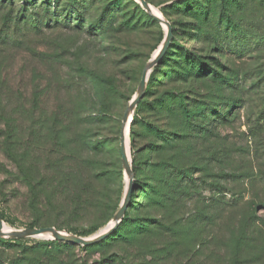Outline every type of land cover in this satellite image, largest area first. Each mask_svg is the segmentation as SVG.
<instances>
[{"label":"rangeland","instance_id":"obj_1","mask_svg":"<svg viewBox=\"0 0 264 264\" xmlns=\"http://www.w3.org/2000/svg\"><path fill=\"white\" fill-rule=\"evenodd\" d=\"M146 1L168 22L172 38L150 72L155 70L153 81L133 127V156L141 165L137 176L132 172L133 181L149 186L157 176L149 163L171 162L191 173L186 182L192 189L175 200L157 196L153 203L139 191L130 217L150 230L136 234L132 228L127 235L134 233L132 237L111 240L97 251H77L78 257L90 262L109 259L108 264H264V0H231L224 7L227 14L222 0ZM30 14L41 21L37 29L25 21ZM222 19L229 21L227 27L217 28ZM167 32L135 0H0L3 76L15 88H25L31 100L20 105L17 97V105H0V110L14 113L16 161L28 165L27 149L47 152L46 141L42 151L31 139V131L45 128V112L78 106L92 116L91 141H107V169L118 165L107 186L114 197L120 187L121 203L127 184L119 151L122 116ZM185 57L193 65H186ZM187 67L193 69L191 76ZM92 77H97L95 85ZM36 90L43 98L47 95L41 105L31 96ZM179 98L188 110H196V104L207 108V119L199 123L210 132L182 139L186 133L176 126L182 117L161 106ZM148 127L179 133L175 149L168 151ZM82 136L72 127L57 141L71 157H84L91 148L84 152ZM128 141L132 162L130 130ZM155 141L165 147L160 156L150 149ZM143 148L147 150L138 153ZM178 149L187 150L184 157H176ZM178 180L168 183L176 186ZM27 183L0 151V209L14 221H3L4 226L18 230L32 223L38 228L57 225L70 234L68 230L89 226L80 216L40 208L36 212L32 204L46 201L50 190L34 193ZM111 220L85 237L106 231Z\"/></svg>","mask_w":264,"mask_h":264},{"label":"trees","instance_id":"obj_2","mask_svg":"<svg viewBox=\"0 0 264 264\" xmlns=\"http://www.w3.org/2000/svg\"><path fill=\"white\" fill-rule=\"evenodd\" d=\"M11 1V0H9ZM235 2V1H234ZM188 2H184L187 4ZM231 4V0H222L221 8L224 13H229L225 11V5ZM22 13V12H21ZM141 13L144 14L143 11ZM146 15V14H145ZM225 16V14H224ZM148 17V16H147ZM150 18V17H149ZM201 22L202 18H200ZM27 23H30L31 28L37 29L36 26L41 24L40 19L35 15L30 14V17L25 18ZM229 21L225 19L221 20L220 23L216 25L217 28L225 26ZM95 27V23L89 24ZM202 36V34H201ZM220 44V43H219ZM218 45V44H217ZM10 46V45H7ZM184 63L186 65H193L190 58L185 57ZM4 65L0 62V105H17L19 97L20 105H29L28 94L25 88H15L14 84L11 83L9 78L3 76ZM193 69H185L188 76H191ZM154 71L150 74L147 85L146 92L150 87ZM97 77H92L90 79L91 84L95 85ZM46 94V93H45ZM44 94V95H45ZM32 98H36L39 105L47 100V95L42 97L41 94L35 91V94L31 95ZM35 96V97H34ZM173 105H161L163 110H167L169 113L173 114V117H182L179 122H177V127H181L183 133L182 139L188 138L190 133H208L207 126L202 125L207 117L205 116V111L207 108H200V105H194L196 110H188V105L185 104L182 98L178 100H171ZM144 101L141 99L136 106L135 112L133 114L131 126H130V145L132 153L131 168L135 176L138 174V168L141 165L134 158L135 152V135L133 127L140 117L142 112ZM167 106V107H166ZM7 109L3 108L0 110V151L3 153L5 160H7L11 165H14L18 171H20L22 177L27 180V184L35 193L37 191L50 190L47 200L44 202H34L31 206L36 212H39V208L47 211L49 214L54 212L62 213L64 216H69L71 218L80 216L89 226L79 231L78 229L68 230L69 232L77 236H89L94 234L106 225L119 208L120 201V187L117 190V194L114 197L112 192L109 191L107 186L110 179L114 178L117 174L118 165L113 163L111 169H107L108 161L105 159V150L108 146L107 141L96 140L91 141V123L92 116L89 113H85L83 109H79L78 106L67 105V107H58L55 111L51 113L45 112L43 117L47 121L44 127L40 125L38 131H31V139L35 142L36 150L43 148L47 152L45 154H34L26 150L27 164H20L16 161L15 153L18 149L16 146V134L14 127V113H8ZM88 114V115H86ZM197 117L198 119H193ZM64 124L66 126H64ZM66 129L62 130V127ZM3 127V129H1ZM76 127L78 130L82 131L83 136L81 137V145L84 152L88 153L89 148L91 151L89 155L77 156L73 155L71 157L70 153L66 152L61 143H59L58 138L63 133L69 132L70 128ZM176 127V128H177ZM45 129V131H44ZM148 131L153 134L155 140H161L166 144V149L171 151L175 149L174 141L179 135L176 131L164 132L160 128L148 127ZM47 146L44 147L45 142ZM151 148L158 151V156L161 155L165 150V147L157 145V141L150 143ZM170 148L168 149L167 148ZM149 149V148H148ZM147 148L138 150V153L146 151ZM186 154V149H178L176 152V157L180 158ZM184 157V156H183ZM118 162V161H117ZM31 165V166H30ZM150 167L154 168L155 174L157 176L154 179L149 180V186H141L136 180L133 181L132 190L130 193L129 205L125 211L124 217L116 229L101 242L90 245V246H78L71 243L59 242V241H39L33 243L23 242L21 239H0V264H108L109 259H103L101 261H89L88 259H81L78 257L77 251H83L89 253L91 251H97L98 248L105 246L109 241L115 239L126 240L132 237V234H141L142 232H148L150 229L144 224H140L138 221H132L130 217V212L135 204V195L137 193L143 192L144 199L149 200L151 203L157 202L158 200L166 198L167 200H175L182 195H186L192 187H190L186 181L191 179V173L188 170L176 169V165L171 162H159L152 163ZM111 167V165H110ZM109 167V168H110ZM8 175H12V172L4 171ZM169 177L173 180V183L179 178V182L176 186L170 185L166 180ZM38 181V182H37ZM37 182V183H36ZM185 182V185L183 184ZM35 183V184H33ZM114 192V191H113ZM163 192V193H162ZM116 193V191H115ZM37 195V194H36ZM62 199V200H61ZM159 202V201H158ZM0 217L2 221L7 222L10 225L14 224V221L9 217H5V213L0 209ZM46 227V224H43ZM57 230H62L63 228L52 225ZM28 228H38L34 223L28 225ZM135 228L134 233L130 236L129 231ZM127 236V237H126ZM11 251V254H6L5 251Z\"/></svg>","mask_w":264,"mask_h":264},{"label":"water","instance_id":"obj_3","mask_svg":"<svg viewBox=\"0 0 264 264\" xmlns=\"http://www.w3.org/2000/svg\"><path fill=\"white\" fill-rule=\"evenodd\" d=\"M135 1H137L141 5L142 9L148 15H150L160 24L166 26L168 28V32H167L166 38L164 39V41L162 42L160 46L159 53L143 69V72H142V75H141V78H140V81L137 87V91L135 95L133 96V98L131 99V101L129 102L122 116L121 125H120V133H119V151H120L121 163H122V167H123V170L126 176L127 184H126L124 195L119 205V208L111 220L113 221V224L106 231L99 233L93 237H81V236H77V235H73L70 233L57 230L54 227L25 228V229H18V230L13 229L12 231L4 232L3 231L4 223L0 217V239H27V238L37 239L38 237H41V236H48L44 240L66 242V243H71V244L84 247V246H90V245L101 242L103 239L108 237L122 221L125 211L129 205L130 193L132 190V183H133L131 159H130V155H128L126 152L123 132L128 122L130 114H131V121H132V115L136 109V106L145 94L146 85L148 82L150 72L152 71L153 67L157 65L160 59L164 56L170 44V40L172 38L170 34V27L168 26L169 25L168 22L164 18L158 17L153 12L152 6H150V4L146 0H135ZM128 130H130V125L128 127Z\"/></svg>","mask_w":264,"mask_h":264},{"label":"bare ground","instance_id":"obj_4","mask_svg":"<svg viewBox=\"0 0 264 264\" xmlns=\"http://www.w3.org/2000/svg\"><path fill=\"white\" fill-rule=\"evenodd\" d=\"M153 12L158 16V17H160V18H162V15L160 14V12L159 11H157V10H155L154 8H153ZM159 52H157V54H158ZM156 54V55H157ZM133 116V115H132ZM131 121V114H130V116H129V119H128V122H127V124H126V127H125V129H124V132H123V136H124V140H125V147H126V152H127V154L128 155H130L129 153H130V150H129V141H128V139H129V130H128V127H129V123H131L130 122ZM113 224V221L109 224V226H107L105 229L107 230L111 225ZM3 231L4 232H9V231H12L10 228H8V227H6V226H4L3 225ZM105 231V230H104ZM48 236H41V237H38V238H42V239H46Z\"/></svg>","mask_w":264,"mask_h":264}]
</instances>
